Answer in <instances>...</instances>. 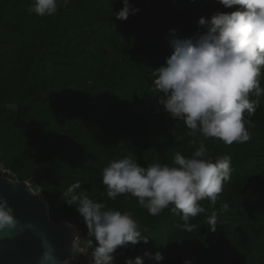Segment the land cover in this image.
<instances>
[{
  "label": "trees",
  "instance_id": "trees-1",
  "mask_svg": "<svg viewBox=\"0 0 264 264\" xmlns=\"http://www.w3.org/2000/svg\"><path fill=\"white\" fill-rule=\"evenodd\" d=\"M29 3L0 0L3 169L19 181L32 179L50 220L72 224L81 238L85 225L63 196L73 183L94 202L130 213L149 242L118 248L115 264L157 251L164 256L160 264H264V96L253 115L244 113L255 125L245 124L247 142L203 141L213 161L231 158V173L215 204L199 202L205 212L190 219L191 232L178 227L183 221L171 206L149 215L130 194L109 199L101 182L114 159L131 155L143 167L171 166L177 151L190 157L199 147V133L188 135L184 123L162 107L153 117L145 100L160 95L153 71L171 55L169 41L194 38L205 31L197 24L201 17L235 8L215 0H129L139 11L119 21L113 13L122 8L121 0H69L67 5L61 0L52 16L30 15ZM260 84L264 88V69ZM213 212L216 231L210 232L207 218ZM144 264L155 262L144 257Z\"/></svg>",
  "mask_w": 264,
  "mask_h": 264
},
{
  "label": "clouds",
  "instance_id": "clouds-1",
  "mask_svg": "<svg viewBox=\"0 0 264 264\" xmlns=\"http://www.w3.org/2000/svg\"><path fill=\"white\" fill-rule=\"evenodd\" d=\"M60 2L30 0L27 11L30 15L52 16ZM68 2L62 0L64 5ZM215 2L235 10L217 12L207 19L201 17L197 24L205 31L194 38L171 39V55L164 66L153 71L154 89L160 94L158 105L171 119L182 121L190 130L188 135L200 134L199 147L190 157L177 151L171 166L154 163L143 167L131 155L114 159L103 169L101 181L109 199L130 194L149 215L157 216L171 206L172 213L180 215L183 221L178 227L189 232L195 227L189 223L190 219L205 212L199 202L207 199L215 204L224 183L230 180L231 158L223 156L213 161L203 141L217 139L228 145L247 142L250 133L245 124L255 125L244 119V113L253 115L264 96L260 84L264 69V0ZM121 3L122 8L113 13L119 21L139 11L129 0ZM169 31L174 36L175 30ZM7 107L16 110L14 104ZM63 196L86 229L84 238L78 234L73 237L71 259L81 255L89 258L88 264H115L113 254L118 248L149 242L130 213L94 202L79 182L70 185ZM223 207L227 210L229 206ZM207 223L208 230L215 232L216 212L207 218ZM15 225L13 209L0 199V231L13 229ZM45 249L38 264H69L70 258L59 261L49 245L45 244ZM144 257L155 264L164 259L159 251L145 252L143 257L126 259L125 264H144Z\"/></svg>",
  "mask_w": 264,
  "mask_h": 264
},
{
  "label": "water",
  "instance_id": "water-1",
  "mask_svg": "<svg viewBox=\"0 0 264 264\" xmlns=\"http://www.w3.org/2000/svg\"><path fill=\"white\" fill-rule=\"evenodd\" d=\"M0 199L7 201L16 220L13 229L0 231V264H38L45 244L59 261L72 256L76 228L64 221L50 220L48 205L32 179L19 181L0 164ZM86 259L77 255L69 259V264H82Z\"/></svg>",
  "mask_w": 264,
  "mask_h": 264
},
{
  "label": "built area",
  "instance_id": "built-area-1",
  "mask_svg": "<svg viewBox=\"0 0 264 264\" xmlns=\"http://www.w3.org/2000/svg\"><path fill=\"white\" fill-rule=\"evenodd\" d=\"M145 109L153 117L160 115L161 106H159L157 103V95L150 96L145 100ZM166 118H168V116H166ZM164 130L166 132L172 130L171 123L168 121V119L166 120V126H164Z\"/></svg>",
  "mask_w": 264,
  "mask_h": 264
},
{
  "label": "rangeland",
  "instance_id": "rangeland-1",
  "mask_svg": "<svg viewBox=\"0 0 264 264\" xmlns=\"http://www.w3.org/2000/svg\"><path fill=\"white\" fill-rule=\"evenodd\" d=\"M88 260H89V258L86 259V261H88ZM86 261H84L82 264H87Z\"/></svg>",
  "mask_w": 264,
  "mask_h": 264
}]
</instances>
